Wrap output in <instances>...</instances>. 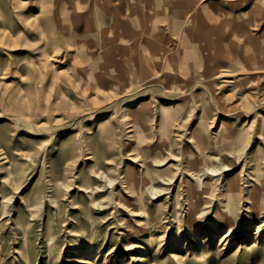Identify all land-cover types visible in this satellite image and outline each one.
Instances as JSON below:
<instances>
[{
	"label": "rangeland",
	"instance_id": "374dc122",
	"mask_svg": "<svg viewBox=\"0 0 264 264\" xmlns=\"http://www.w3.org/2000/svg\"><path fill=\"white\" fill-rule=\"evenodd\" d=\"M105 256L264 264V0H0V264Z\"/></svg>",
	"mask_w": 264,
	"mask_h": 264
},
{
	"label": "bare ground",
	"instance_id": "6f19581e",
	"mask_svg": "<svg viewBox=\"0 0 264 264\" xmlns=\"http://www.w3.org/2000/svg\"><path fill=\"white\" fill-rule=\"evenodd\" d=\"M140 52L141 53H139L138 55L141 56V59L143 60L142 62L146 63L147 66L150 65L149 62H150L151 58H149V56H143V54L145 52H143V51H140ZM221 74L223 75L224 78H226L228 76V73H226V72H222ZM225 82H229V81L226 80ZM128 182H129V186H130L129 188H130L131 193H135L134 190H135V186H136V180L134 178V175L129 174ZM260 193L261 192H259V196L262 197V195ZM256 198H258V195L256 196ZM262 202L263 201H260V199L255 201V203L253 204V207H252L253 208L252 211L254 212V214L261 215V213H262L261 210L263 209ZM131 213H133L134 216L137 215L136 209L134 211H131ZM260 217H262V216H260ZM139 225L143 226L144 223H140ZM230 231H231V229L227 230L226 237H230V235L232 234V232H230ZM147 238L149 239L148 240L149 249H154V253L157 254L160 251L161 247L164 245V241H163L164 239L160 240V239H158V236H156V235H154V236L151 235ZM159 238H160V236H159ZM92 248H88V252L86 253V256L92 258L94 256L95 251H96V253H95V263H96V261L98 259L97 257L99 255L100 251L98 249H94V248L92 249ZM90 258H89V260H91ZM83 263L84 264H90L88 261H84ZM102 264H110V262L108 260V256L104 257Z\"/></svg>",
	"mask_w": 264,
	"mask_h": 264
}]
</instances>
